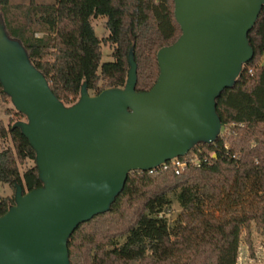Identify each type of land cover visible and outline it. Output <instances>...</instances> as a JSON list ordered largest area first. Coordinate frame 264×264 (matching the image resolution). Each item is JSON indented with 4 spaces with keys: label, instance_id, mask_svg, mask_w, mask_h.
Returning a JSON list of instances; mask_svg holds the SVG:
<instances>
[{
    "label": "trees",
    "instance_id": "1",
    "mask_svg": "<svg viewBox=\"0 0 264 264\" xmlns=\"http://www.w3.org/2000/svg\"><path fill=\"white\" fill-rule=\"evenodd\" d=\"M174 7V0H0V25L70 105L84 82L94 94L123 87L130 54L137 63L136 90L151 89L160 72L158 50L182 33ZM97 17L106 18L104 39L92 23ZM248 38L253 59L217 99L228 137L196 143L184 157L199 165L181 174L162 167L130 172L111 209L71 235V264H238L243 235L254 255L252 223L264 232V5ZM103 43L112 46V60L102 61ZM0 96L10 100L1 84ZM5 113L10 119H0V139L12 145L0 150V183L31 190L41 185L36 153L13 127L25 116L15 108ZM172 196L180 210L169 223L160 215L171 210ZM13 203L14 195L2 197L0 215Z\"/></svg>",
    "mask_w": 264,
    "mask_h": 264
},
{
    "label": "water",
    "instance_id": "2",
    "mask_svg": "<svg viewBox=\"0 0 264 264\" xmlns=\"http://www.w3.org/2000/svg\"><path fill=\"white\" fill-rule=\"evenodd\" d=\"M264 0H174L182 33L157 52L159 75L136 90L129 56L123 87L91 94L84 82L67 105L19 40L0 25V84L25 116L19 127L36 153L41 185L16 183L0 215V264H71L78 226L109 211L130 172L151 171L211 142L223 126L217 99L254 57L248 34Z\"/></svg>",
    "mask_w": 264,
    "mask_h": 264
},
{
    "label": "rangeland",
    "instance_id": "3",
    "mask_svg": "<svg viewBox=\"0 0 264 264\" xmlns=\"http://www.w3.org/2000/svg\"><path fill=\"white\" fill-rule=\"evenodd\" d=\"M12 4L14 5H27L30 0H11ZM38 3H52L55 0H36ZM106 18L104 17H97L92 19V23L95 28L96 34L104 39L106 36H108V31L105 27ZM112 46L109 44H104L102 47V61H108L112 60ZM89 92L93 95L94 91L89 90ZM7 108H14L12 105L11 100L3 101L0 96V119H3L5 123L9 122L10 116H8L5 113V110ZM25 118H22L21 120H24ZM12 145V141L10 138H7L5 140L0 139V150L3 147H8ZM32 162H27L26 166L30 165ZM24 167H22L23 169ZM15 190L12 189L9 184L7 183H0V199L4 196H11L14 195ZM173 204L171 206V210L166 213H162L160 216H165L169 223H172L180 210L179 205L176 203V199L172 196ZM251 234H252V242H253V251L254 255H251L248 246L245 243L244 235L242 236V241L240 243L239 247V258H238V264H264V232L259 230L255 223H252L251 225Z\"/></svg>",
    "mask_w": 264,
    "mask_h": 264
},
{
    "label": "built area",
    "instance_id": "4",
    "mask_svg": "<svg viewBox=\"0 0 264 264\" xmlns=\"http://www.w3.org/2000/svg\"><path fill=\"white\" fill-rule=\"evenodd\" d=\"M249 72H252V69H249ZM230 127L229 126H226V127H223L221 128V131L219 134L223 135L224 137H228L229 133H230ZM190 165H199V161L198 159H189V158H186L184 156L182 157H176V158H173L165 163H163L162 165H160L159 167H162L164 170H167V169H172L174 170L175 174H181L183 173L188 166ZM156 170V169H154Z\"/></svg>",
    "mask_w": 264,
    "mask_h": 264
}]
</instances>
